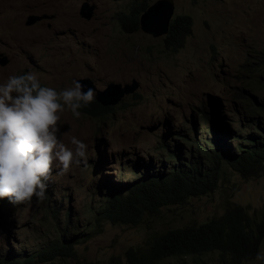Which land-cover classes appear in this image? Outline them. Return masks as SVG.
<instances>
[{
    "label": "rangeland",
    "instance_id": "1",
    "mask_svg": "<svg viewBox=\"0 0 264 264\" xmlns=\"http://www.w3.org/2000/svg\"><path fill=\"white\" fill-rule=\"evenodd\" d=\"M85 1L0 0V53L10 59L0 64V82L34 72L42 85L58 90L85 77L98 89L133 79L141 84L104 117L79 110L76 118L65 108L61 138L69 147H74L73 135L85 142L87 164H73L61 175L59 162L54 163L43 202L35 197L18 205L5 200L0 258L26 256L67 237L76 240V256L55 264L107 262L124 258L127 249L144 246L158 232L219 216L228 202L259 215L264 163L244 176L226 161L212 193L163 207L139 225L114 224L102 211L109 193H126L131 183L149 174L170 172L177 163L171 152L187 156L192 149L197 156V147L184 137L196 140L206 134L207 114L219 129L214 139L228 153L240 156L255 145L251 137L264 136V0H175V16L193 17L192 33L177 52L164 47L162 37L121 28L117 15L129 12L135 0H88L96 5L90 20L79 15ZM42 13L53 17L26 25L28 15ZM165 264L220 263L217 253H209L199 263L184 256Z\"/></svg>",
    "mask_w": 264,
    "mask_h": 264
},
{
    "label": "trees",
    "instance_id": "2",
    "mask_svg": "<svg viewBox=\"0 0 264 264\" xmlns=\"http://www.w3.org/2000/svg\"><path fill=\"white\" fill-rule=\"evenodd\" d=\"M196 2L197 0H193ZM148 0H135L130 11L117 15L121 28L126 33L140 30L139 17L148 9ZM193 17L190 14L174 16L168 33L162 37L163 46L174 52L179 51L192 33ZM138 96V95H137ZM257 100L254 102L255 111ZM124 107V106H121ZM114 105L103 106L95 99L81 109L92 117H104ZM209 129L200 139L184 140L197 147V156L193 150L187 156L181 151L171 152L170 157L177 163L170 172L152 173L131 183L126 193H109L106 198L103 215L114 224L139 225L146 215H157L163 207L183 204L193 197L206 196L218 188L224 161L242 175H251L262 168L264 163V136H253L255 145L247 146L242 154L228 153L220 139H214L219 129L211 114L205 115ZM206 135H212L208 138ZM105 160L104 155L98 166ZM6 199L0 200V221L4 224L1 208ZM64 241V242H63ZM76 240L64 237L48 247L26 256L7 255L0 258V264H55L56 261L75 257ZM264 243V204L260 214L251 216L245 206L228 202L219 216L202 222L170 228L149 237L144 246L130 247L124 258L113 256L107 262L90 264H165L174 257H192L199 263L202 256L209 253L219 255L220 264H248L256 259Z\"/></svg>",
    "mask_w": 264,
    "mask_h": 264
},
{
    "label": "clouds",
    "instance_id": "3",
    "mask_svg": "<svg viewBox=\"0 0 264 264\" xmlns=\"http://www.w3.org/2000/svg\"><path fill=\"white\" fill-rule=\"evenodd\" d=\"M94 99L95 90H85L79 81L58 90L42 85L34 72L9 75L0 82V200L18 205L35 197L43 202L54 163L59 162L61 175L73 164H87L88 145L73 135L74 147H69L59 122L65 108L80 118L79 109ZM256 260L264 261V251Z\"/></svg>",
    "mask_w": 264,
    "mask_h": 264
},
{
    "label": "water",
    "instance_id": "4",
    "mask_svg": "<svg viewBox=\"0 0 264 264\" xmlns=\"http://www.w3.org/2000/svg\"><path fill=\"white\" fill-rule=\"evenodd\" d=\"M176 3L175 0H157L151 4L146 11L139 17L140 30L154 38L163 37L169 31L170 22L175 16ZM96 12V5L86 0L82 6L79 15L90 20ZM53 14H30L26 19V25H34L36 22L52 18ZM10 63L9 57L0 53V64L6 66ZM77 81L85 86V90L91 87L95 90V100L104 106L116 105L126 96L136 92L141 84L137 79H133L131 83L111 82L104 89H98L94 81L89 78H80ZM1 224V221H0Z\"/></svg>",
    "mask_w": 264,
    "mask_h": 264
},
{
    "label": "bare ground",
    "instance_id": "5",
    "mask_svg": "<svg viewBox=\"0 0 264 264\" xmlns=\"http://www.w3.org/2000/svg\"><path fill=\"white\" fill-rule=\"evenodd\" d=\"M140 87H141V86H140ZM138 89H139V88H138ZM99 104H100V103H99ZM108 108H109V106H108ZM92 164H93V163H92ZM92 166H93V165H92ZM92 166H91V167H92ZM94 170H95V169H94Z\"/></svg>",
    "mask_w": 264,
    "mask_h": 264
}]
</instances>
